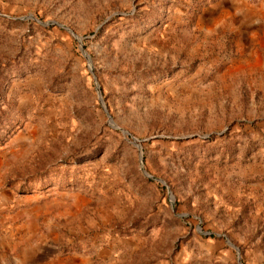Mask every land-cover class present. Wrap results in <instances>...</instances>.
Masks as SVG:
<instances>
[{"label": "rangeland", "instance_id": "obj_1", "mask_svg": "<svg viewBox=\"0 0 264 264\" xmlns=\"http://www.w3.org/2000/svg\"><path fill=\"white\" fill-rule=\"evenodd\" d=\"M226 1L0 0V264H264V0Z\"/></svg>", "mask_w": 264, "mask_h": 264}, {"label": "water", "instance_id": "obj_2", "mask_svg": "<svg viewBox=\"0 0 264 264\" xmlns=\"http://www.w3.org/2000/svg\"><path fill=\"white\" fill-rule=\"evenodd\" d=\"M134 141H137V139H134ZM145 175L148 177V178H152L151 176H149L147 173H145ZM153 179V178H152ZM155 181H157L158 183H160L162 186H165V183L161 180V179H154ZM168 195L170 197V199L172 200V194L171 192L168 191Z\"/></svg>", "mask_w": 264, "mask_h": 264}, {"label": "crops", "instance_id": "obj_3", "mask_svg": "<svg viewBox=\"0 0 264 264\" xmlns=\"http://www.w3.org/2000/svg\"><path fill=\"white\" fill-rule=\"evenodd\" d=\"M233 2H236V1L227 0V1L224 3V5H225V6L232 7V5H233L232 3H233ZM236 3H237V2H236Z\"/></svg>", "mask_w": 264, "mask_h": 264}]
</instances>
